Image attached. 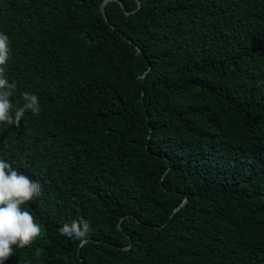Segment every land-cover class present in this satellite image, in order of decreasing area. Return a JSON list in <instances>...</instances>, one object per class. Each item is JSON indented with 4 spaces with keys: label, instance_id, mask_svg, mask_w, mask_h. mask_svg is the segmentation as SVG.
Wrapping results in <instances>:
<instances>
[{
    "label": "trees",
    "instance_id": "16d2710c",
    "mask_svg": "<svg viewBox=\"0 0 264 264\" xmlns=\"http://www.w3.org/2000/svg\"><path fill=\"white\" fill-rule=\"evenodd\" d=\"M119 1L0 0L10 99L41 106L0 124L42 187L5 264H264V0Z\"/></svg>",
    "mask_w": 264,
    "mask_h": 264
},
{
    "label": "clouds",
    "instance_id": "9594fccd",
    "mask_svg": "<svg viewBox=\"0 0 264 264\" xmlns=\"http://www.w3.org/2000/svg\"><path fill=\"white\" fill-rule=\"evenodd\" d=\"M9 54V37L0 32V124L19 127L26 112L38 116L41 106L38 95L27 91L20 94L21 99L15 104L11 101L17 92V84L14 80L9 82L6 75ZM41 192L39 181L0 159V264H5L14 254V247L23 249L41 234L42 224L37 222L33 212L22 207L37 199ZM91 232L90 223L82 218L59 228L60 235L77 241L87 239Z\"/></svg>",
    "mask_w": 264,
    "mask_h": 264
},
{
    "label": "water",
    "instance_id": "95a60500",
    "mask_svg": "<svg viewBox=\"0 0 264 264\" xmlns=\"http://www.w3.org/2000/svg\"><path fill=\"white\" fill-rule=\"evenodd\" d=\"M110 1H115L116 3H118V4L120 5V7H121L122 9L124 8V5H123L119 0H103V2H102L101 5H100V13H101L103 19H104L106 22H107V18H106V14H105V5H106L108 2H110ZM136 2H137V4H138L137 8H136L135 10L131 11V12H125L126 15H129V14L134 13V12L140 7V1H139V0H136ZM185 202H186V199L183 200V202L181 203V205H179V206L175 209V211L178 210V209H179V208H180ZM175 211H174V212H175ZM119 229L121 230L120 226H119ZM85 241H86V240H83V241L81 242V244H83Z\"/></svg>",
    "mask_w": 264,
    "mask_h": 264
}]
</instances>
